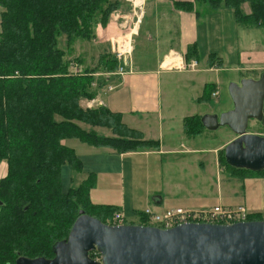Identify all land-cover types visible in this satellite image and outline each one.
<instances>
[{
	"label": "trees",
	"instance_id": "16d2710c",
	"mask_svg": "<svg viewBox=\"0 0 264 264\" xmlns=\"http://www.w3.org/2000/svg\"><path fill=\"white\" fill-rule=\"evenodd\" d=\"M121 6L119 0H0V165L5 163L7 170L0 180L4 204L0 209V264H16L20 257L53 259L52 247L67 240L80 211L106 225L118 211L92 204V175L64 192L62 167L83 174L82 163L67 141L118 154L158 144L125 126L121 114L106 107H82L83 100L96 99L106 84L103 79L92 88L94 75L117 71L111 51L100 55L93 69L71 70V61L83 65L82 55L76 54L78 42L95 41L96 28H106ZM173 6L195 13L197 19L233 10L237 26L264 32V0H194ZM62 40L65 50L60 46ZM184 58L198 62L197 46L190 47ZM217 60L209 56V66ZM263 120L264 113L259 122ZM182 124L186 137L206 131L200 116L186 118ZM96 129L111 131V136ZM223 153L220 162L234 174L264 177V170L256 174L231 168ZM263 215H249L247 221H263ZM138 218L137 225L152 226L144 214ZM125 224L135 225L127 220ZM90 256L97 258L98 253Z\"/></svg>",
	"mask_w": 264,
	"mask_h": 264
},
{
	"label": "crops",
	"instance_id": "0c3cea01",
	"mask_svg": "<svg viewBox=\"0 0 264 264\" xmlns=\"http://www.w3.org/2000/svg\"><path fill=\"white\" fill-rule=\"evenodd\" d=\"M119 1L122 3L121 9L112 14L107 27L96 28L95 41L99 44L97 48L101 51L100 55L111 51L110 40L121 36L124 27H134V18H138L140 11L141 23L133 32L131 71L113 79L109 84L115 87L114 91L108 93L102 90L99 100L112 113L121 114L125 126L141 132L145 140L160 142L161 148L158 151L118 154L108 148L97 149L73 140L75 143L70 148L81 161L83 174H75L69 166L62 167L63 189L78 187L92 175L95 180V186L89 192L92 204L112 206L125 220H138L147 209L164 213L167 209L183 208L178 206L181 201L205 202L208 199L214 200L215 206L220 205L225 209L245 207L249 215L261 214L264 211V177H241L220 168V153L236 136L215 146L197 142L208 141L209 138L205 137L206 132H209L207 130L195 137H186L184 133L182 123L186 118L221 115L231 111L233 106L220 108L221 112L218 113L195 112L182 114L178 118L172 111L173 107H163L162 104L163 101L165 104L163 85L167 84V73L174 70L181 72L183 67L191 63L184 57L193 45L197 46L199 68L201 62L205 63L204 68L195 70V81L191 84L192 88L196 84L202 87L201 96H195L197 104H206L212 91L220 94L218 81L216 84L208 82L206 74L222 72L225 67L228 71L238 73L239 77L248 71H264L262 66H239L238 33L241 27L237 26L234 11L224 9L197 19L195 13L179 11L173 6L175 2L194 0H144L142 10H132L127 0ZM151 11L152 25L145 27L147 46H143L139 56L137 47H134L135 38L139 36ZM261 32L264 39V32ZM211 55L219 59L215 66H209ZM168 56H172L171 60H165ZM227 57L238 66H225ZM219 61L221 67H218ZM245 78L255 79L251 76ZM208 94L209 97L206 96ZM169 103L173 105L172 101ZM96 130L102 135L111 136L110 133H101L100 130L105 129ZM78 176L80 180H77ZM211 189L212 192L207 194Z\"/></svg>",
	"mask_w": 264,
	"mask_h": 264
},
{
	"label": "water",
	"instance_id": "95a60500",
	"mask_svg": "<svg viewBox=\"0 0 264 264\" xmlns=\"http://www.w3.org/2000/svg\"><path fill=\"white\" fill-rule=\"evenodd\" d=\"M232 83L233 107L221 115H204L203 127H226L236 139L225 149L228 166L264 170V138L248 134L250 121L264 113V73L260 79ZM2 203L0 202V206ZM53 259L20 257L16 264H264V220L231 225L182 224L170 229L142 225H106L83 210L67 240L53 247ZM97 252L101 261L91 259Z\"/></svg>",
	"mask_w": 264,
	"mask_h": 264
},
{
	"label": "rangeland",
	"instance_id": "374dc122",
	"mask_svg": "<svg viewBox=\"0 0 264 264\" xmlns=\"http://www.w3.org/2000/svg\"><path fill=\"white\" fill-rule=\"evenodd\" d=\"M130 5H131V9L133 10L134 9V7H132L133 4L130 3ZM246 11H247V13L249 12L248 9ZM151 13H152V11L148 12V16L145 20V24L143 25V28H142L141 32L138 33L139 36L137 38H135L134 47H137V53L139 54V56L141 55L142 49L144 48L143 46H147V44H146L147 33L145 30L146 29L145 27H147V26L151 27V25H152V20H150ZM141 14H142V11H140L138 13V18L141 16ZM138 18L137 17L134 18V21L137 22L136 19H138ZM240 30H241L240 33H238V38H239L238 43H239V47H240V51H239V56H240V59H239L240 63L239 64L240 65L239 66H241V67H246V66H262V67H264V39L262 38V32L259 30H245V27H241ZM250 35H251V38L249 39ZM60 46L63 50L66 49L64 46L63 40L61 41ZM98 46H99V44H97L96 41L78 42V44L75 47L76 54L80 53L82 55L83 60H81V61L83 62V65H82V67H80L77 64L76 60L71 61V63L77 64L78 70L80 69V71L85 69L86 67H89L88 69H93L92 67L98 63L97 61L100 60L99 58L101 57L100 56L101 51L99 48H97ZM67 59H71V58L69 56H67ZM235 64L236 63H233L229 57L226 58L225 66H227V67L238 66ZM204 67H205V63L201 62L200 68L198 66L197 69L199 68V70H200ZM225 68H223L222 72H219L216 74L214 73V74H206L205 75L209 79L208 82H213V84H216L215 82L218 81L217 83L219 85L220 94L214 93L217 95L214 96L212 94L210 97H209L210 94L206 95L207 97H209V101L206 104H201V105L197 104L195 101V99H196L195 96H201V94H202L201 84L198 86L196 84V86L194 88L191 87V84L195 81V79L193 77L194 75H196L195 71H188L187 70V71L179 72L177 70H174V72L171 71V72L167 73L168 75H166V77H165L167 80V84H164L165 86L162 84L163 88H164V93H165V97H163L165 99V104H164V101L162 102L163 107L165 105L167 107H173L172 111L175 113L176 116H179L178 118H180V116H182V114L183 115H187L188 113L195 114V112L199 113V114H201V113L206 114V113H210V112H217V113L221 112L220 108H225V107L230 108L233 106L232 100H231L230 96H228L230 84H232V83L240 84L241 83L240 81L243 80V77H250L251 76L252 78H255V80H258V79H260L262 73H264V71H262V70H260L258 72L257 71H248L239 77L238 73L228 71ZM71 70L74 71L75 69L71 68ZM97 75H99V76H96L97 78L95 79V82L92 84V88H94V89L96 88V86L100 85V81H102L103 79L109 78L107 72L97 73ZM94 77H95V75H94ZM112 78H115V77H112ZM171 101H172L173 105H171L169 103ZM83 102L85 103V100H83ZM82 107H84V106L82 105ZM201 119H202V117H201ZM178 123H176V124H178ZM83 128H85V127H83ZM100 131L103 134H109V133L111 134V131H108V130H100ZM247 132H248V134L258 135V136L264 138V120H263V122H259V121H255V120L250 121L249 128H248ZM206 136L209 138L208 141H199V140L198 141L196 140V141L201 142V143L207 142L209 144L219 146L222 142H228L229 140L233 139V133L230 130H228V128H226V127L219 128L217 131H214V132H206L205 137ZM196 139H200V138H196ZM203 139H204V137H203ZM74 141H76V140H74ZM74 141L73 140H71V142L67 141V143H68L67 145L69 147H70V145L72 146L73 143H75ZM156 142H158V141H156ZM150 147H153V146H150ZM160 148H161L160 142H158V144L155 147L147 149V150L158 151V150H160ZM142 151H144V150H142ZM224 151H225V149H223L220 153V155H221L220 160L222 159V157L224 155V153H223ZM220 160H219V162H220ZM5 165H6L5 163H2V165H0V180H2L6 176L7 170H6ZM220 168L222 170L224 169V171L225 170L228 171V168L226 167V165L222 164L221 162H220ZM77 180H80V176H78ZM212 190L213 189L209 190L207 192V194L212 192ZM67 191H68V188L64 187V192H67ZM202 195H205V194H202ZM202 195H200V196H202ZM229 195H231V193H229ZM218 203H219V201H217V204ZM178 204H179L178 205L179 207H183L182 209L189 210V211H207V210H212L215 207L220 206V205L215 206V202L212 199L205 200V202L204 201L191 202L190 200H187V201H181ZM173 208H175V207H173ZM175 209H177V208H175ZM164 210L165 209H163L162 211H164ZM260 213L264 214V211H261ZM263 218H264V215H263ZM247 219H248V217H247ZM127 221L129 223H132V222L139 223V218H138V220L137 219H128ZM112 223L113 222L111 221L109 224L108 223L107 224L110 225Z\"/></svg>",
	"mask_w": 264,
	"mask_h": 264
},
{
	"label": "built area",
	"instance_id": "2783aa9c",
	"mask_svg": "<svg viewBox=\"0 0 264 264\" xmlns=\"http://www.w3.org/2000/svg\"><path fill=\"white\" fill-rule=\"evenodd\" d=\"M128 3L130 2L133 4L132 7L134 9H141L142 7H135V2L133 0H127ZM142 17L140 16L135 23L132 29H127L124 27V32L121 36L116 37L115 39L110 40L111 43V53L115 57L116 61L118 62V70L114 73H108V77L106 78V84L101 86L99 92L97 94L96 99L92 100H85L84 108L86 109H96L99 107H105V103L99 100V96L101 91L105 92H113L115 87L109 84L113 79L117 77H123L131 71V58L133 53V32L136 30L137 26L141 23ZM127 24V23H126ZM172 56L165 57L171 58ZM171 66V65H170ZM198 62L191 61V63L187 64V66L182 68V71H195L197 70ZM71 68L75 69L73 72H78V65L75 63L71 64ZM99 76V75H95ZM115 77V78H112ZM217 94H214V96ZM144 217L148 219L149 223L153 227H158L161 229H170L176 226H180L182 224H191V223H198V224H222V225H231L239 222H246L247 217V210L245 207H237L236 209H225L222 206L215 207L212 210L207 211H189L182 208L177 209H169L166 210L164 213H157L151 209L145 210L143 213ZM121 213L116 212L114 217L112 218V226H119L125 225V218ZM100 256L98 254L97 258H94L96 261H101L99 259Z\"/></svg>",
	"mask_w": 264,
	"mask_h": 264
},
{
	"label": "bare ground",
	"instance_id": "6f19581e",
	"mask_svg": "<svg viewBox=\"0 0 264 264\" xmlns=\"http://www.w3.org/2000/svg\"><path fill=\"white\" fill-rule=\"evenodd\" d=\"M133 1L135 2V5H136L135 7L142 6L144 3V0H133ZM167 59L171 60L170 58H167ZM168 64H169V61H167V65ZM170 65H172V63Z\"/></svg>",
	"mask_w": 264,
	"mask_h": 264
},
{
	"label": "flooded vegetation",
	"instance_id": "af4514ba",
	"mask_svg": "<svg viewBox=\"0 0 264 264\" xmlns=\"http://www.w3.org/2000/svg\"><path fill=\"white\" fill-rule=\"evenodd\" d=\"M0 202H1V201H0ZM1 203H2V205L0 206V209H1V208L3 207V205H4L3 202H1ZM0 211H1V210H0Z\"/></svg>",
	"mask_w": 264,
	"mask_h": 264
}]
</instances>
